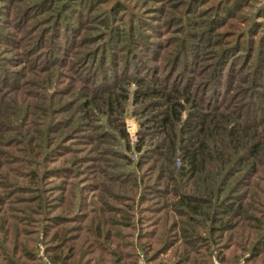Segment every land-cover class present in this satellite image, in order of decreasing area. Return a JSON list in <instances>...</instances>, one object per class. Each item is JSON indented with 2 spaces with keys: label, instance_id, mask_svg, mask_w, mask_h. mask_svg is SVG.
I'll return each instance as SVG.
<instances>
[{
  "label": "rangeland",
  "instance_id": "rangeland-1",
  "mask_svg": "<svg viewBox=\"0 0 264 264\" xmlns=\"http://www.w3.org/2000/svg\"><path fill=\"white\" fill-rule=\"evenodd\" d=\"M79 3L0 0V264H264V215L223 231L232 217L180 204L207 205L176 173L188 103L264 116V0ZM142 79L186 96L169 138L163 100L133 101ZM257 157L222 192L252 182L264 213V144Z\"/></svg>",
  "mask_w": 264,
  "mask_h": 264
},
{
  "label": "trees",
  "instance_id": "trees-1",
  "mask_svg": "<svg viewBox=\"0 0 264 264\" xmlns=\"http://www.w3.org/2000/svg\"><path fill=\"white\" fill-rule=\"evenodd\" d=\"M79 1L80 0H72V3H77L79 6ZM78 14L79 12L77 11L76 15ZM123 70V66L120 67V71L123 72ZM145 73L152 74L147 68H145L143 76H145ZM114 76L115 78L113 81L109 83L108 86L106 85L105 89L116 85L115 80L117 75L114 74ZM99 87L100 85H98L96 89ZM116 87L118 88V85ZM119 90L118 92H121L120 94L123 101L126 93L124 88ZM113 94L115 93H107L104 100L107 98L110 99ZM148 96L159 97L163 100L164 104H166L161 111V117L157 119L154 118V121H156V126H161V129L165 132V137L169 138L174 128L173 121L179 120L178 115L181 107V104L178 103L179 99L186 102V96L180 93L179 89L174 88L168 90L165 86L156 87L148 85V83L146 85L144 82L136 87V91L133 94V101L136 103ZM88 102L89 101H84V104ZM192 104L193 103H188L190 111L186 113L179 127L180 133L185 136L180 139L181 142L178 147L181 150V164L176 173L179 178H187L190 176L191 179H195L194 184L198 182L197 184L201 185L197 190L201 191L206 198H203L199 203L205 204L206 202L207 205H204L203 208L200 206L195 207L191 204L192 197L183 194H179L181 197L177 196L180 204L193 211H195L196 208L201 209L197 214L204 218H206L209 212L212 213L214 210L224 212L223 216L217 217V221L219 222L225 215L232 217L233 225H222L223 231L234 227V217H236L238 221H243L245 216H247V210H258L256 212L260 215H264L262 209L259 207L258 209L255 207L252 208L251 204H262L257 201L253 190L255 188L251 186L252 182H247L243 185L245 186L246 193L232 197V203L229 202L227 198L229 193L223 194L222 192L225 190V185H222L223 180H225L223 178L225 173H231V175H233L239 172L243 174L248 171L249 174H254L258 172L260 164H263V160L259 159L257 156L258 152L263 151L264 139L261 138V134L257 133V131H264V116L261 117V119L253 121L246 127L245 124H240L237 119L233 117V114L237 113V110L233 107L229 108L227 114L211 113L210 111L202 109L200 102L194 106ZM219 104L220 103H217V105ZM220 108L221 107H219L218 110L222 111ZM259 109L260 108L257 107V110ZM173 152L174 146H169L166 150V156H172ZM198 176H202V179ZM219 177L220 179H218ZM195 186L196 185L191 184L192 188ZM208 202H212L210 203L211 205H209ZM252 228L256 230L258 226ZM257 240L260 245H264V234L255 237L251 242V246H253L252 244ZM53 261H59L58 257H53Z\"/></svg>",
  "mask_w": 264,
  "mask_h": 264
}]
</instances>
